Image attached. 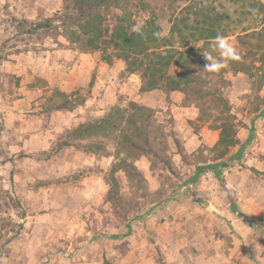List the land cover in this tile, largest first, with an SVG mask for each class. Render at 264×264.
Listing matches in <instances>:
<instances>
[{"label":"rangeland","instance_id":"rangeland-1","mask_svg":"<svg viewBox=\"0 0 264 264\" xmlns=\"http://www.w3.org/2000/svg\"><path fill=\"white\" fill-rule=\"evenodd\" d=\"M144 1L147 11L132 3L134 20L155 19L162 37L170 36L190 4L211 5L225 16L227 38L241 54L232 62L251 73L237 72L229 62L210 80L230 82L224 96L240 144L217 160L220 131L213 126L219 110L202 122L180 92L155 90L147 98L140 74L129 73L125 61L108 65L101 51L81 53L59 30L27 32L63 10L66 0H0V264H264V118L256 112L264 109L263 19L248 13L245 0ZM211 44L195 46L203 47L201 55L218 57ZM169 74L185 72L172 67ZM58 90L87 101L71 112H49L65 101ZM145 98L168 135L172 172L142 157L136 165L146 182L130 180L117 170L127 152L109 141L107 156L82 150L98 139L79 142L81 150H57L80 124L102 119L116 106L143 105ZM252 127L254 139L230 161ZM223 161L230 162L223 181L212 171L190 181L199 164ZM161 202L166 204L157 209Z\"/></svg>","mask_w":264,"mask_h":264},{"label":"trees","instance_id":"trees-1","mask_svg":"<svg viewBox=\"0 0 264 264\" xmlns=\"http://www.w3.org/2000/svg\"><path fill=\"white\" fill-rule=\"evenodd\" d=\"M239 1L243 0H234L233 3L237 4ZM245 1L249 3L248 13L253 12L263 19V28L259 31L258 40L264 43V3L260 0ZM133 2L139 3L136 6L138 11H147L149 7L144 0H66L63 10L43 23L31 24L27 32L34 34L41 30H59L58 35H63L68 43L77 46L81 53L91 54L101 51L102 60L108 65H112L114 59L125 61L129 73L140 74L142 93L163 90L169 96L171 93L180 92L184 94L186 100L199 109V119L202 122L207 120V116H211L210 111L219 110L221 117H215L214 121L217 124L213 127L220 131V137L213 150L218 151L217 160H224L230 149L240 144L232 105L224 96V88L229 86L230 82L221 76L217 78L215 85L211 83L210 76L216 74L204 69L208 61L201 52L203 47L210 45L218 34L228 37V30L224 26L225 16L211 5L204 7L190 4L182 11L185 14L183 18L177 21L176 17L170 36L158 38L154 33H162V28L155 19L149 18L144 22L142 33L131 31L136 24L134 17L137 13L132 10ZM20 24L24 26L27 22L23 21ZM109 33H111L110 37H108ZM176 40H179V48L174 45ZM200 43H203L202 48L195 46ZM259 61L264 63V53ZM232 63L235 71L251 73L244 64ZM172 67L184 71L185 75H170L169 71ZM203 73L207 78L202 76ZM93 86L94 80L90 83L89 89ZM56 94L62 96L65 101L49 112H71L87 101L82 95L75 96L76 92L68 95L58 90ZM257 111H261L259 115L264 118V109L257 108ZM254 132L255 128L252 127L247 141L231 156L230 161L241 157L245 148L254 139ZM93 139L98 141L84 147L82 149L84 152L107 156L108 141L116 144L120 152H127V156L117 162V170L124 172L130 180L141 184L146 182L143 173L136 165L142 157L147 158L152 167L162 163L171 172L174 169L169 154L168 135L162 124L158 122L153 108L136 102H130L129 106L124 108L116 106L104 118L77 126L59 141L57 150L71 147L81 150L82 146H79V142ZM229 163L223 161L199 164L190 181L196 182L207 171H212L223 181V171L229 167ZM112 181L118 186L115 175L112 176ZM166 202L159 203L157 209ZM232 206L240 215L235 202ZM157 209L153 208L152 211Z\"/></svg>","mask_w":264,"mask_h":264},{"label":"clouds","instance_id":"clouds-1","mask_svg":"<svg viewBox=\"0 0 264 264\" xmlns=\"http://www.w3.org/2000/svg\"><path fill=\"white\" fill-rule=\"evenodd\" d=\"M143 21H138L133 25L131 31L137 34L142 33ZM156 37H161V32L154 33ZM211 47L214 51L218 52V57L214 56L211 52H204L203 56L208 61L204 69L210 73H219L229 66V62L240 61L241 54L236 45L231 42L227 37L218 34L213 38Z\"/></svg>","mask_w":264,"mask_h":264},{"label":"crops","instance_id":"crops-1","mask_svg":"<svg viewBox=\"0 0 264 264\" xmlns=\"http://www.w3.org/2000/svg\"><path fill=\"white\" fill-rule=\"evenodd\" d=\"M152 95H154V91L149 92L148 95H147V98L152 97ZM173 96H174V94L172 95V97H173ZM147 98L144 99L145 102L143 103V106H146V107H154V106L148 101ZM186 150H187V148H186ZM187 151H188V150H187Z\"/></svg>","mask_w":264,"mask_h":264}]
</instances>
